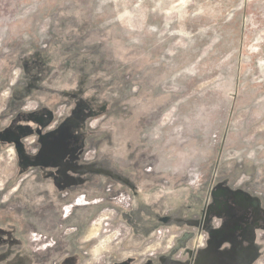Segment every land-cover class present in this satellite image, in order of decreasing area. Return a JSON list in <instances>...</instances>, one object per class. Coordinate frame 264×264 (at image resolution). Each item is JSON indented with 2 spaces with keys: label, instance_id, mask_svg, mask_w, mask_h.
Listing matches in <instances>:
<instances>
[{
  "label": "rangeland",
  "instance_id": "1",
  "mask_svg": "<svg viewBox=\"0 0 264 264\" xmlns=\"http://www.w3.org/2000/svg\"><path fill=\"white\" fill-rule=\"evenodd\" d=\"M1 137L0 264H264V0H0Z\"/></svg>",
  "mask_w": 264,
  "mask_h": 264
},
{
  "label": "crops",
  "instance_id": "2",
  "mask_svg": "<svg viewBox=\"0 0 264 264\" xmlns=\"http://www.w3.org/2000/svg\"><path fill=\"white\" fill-rule=\"evenodd\" d=\"M15 100V99H14ZM19 100V99H18ZM20 101V100H19ZM16 101L13 109L11 111H13L14 113H18L19 111H23V112H27L30 115L27 117V121H25V123H20V125H18V131L20 132L21 130H26V131H30L32 130V128L34 129V132L37 130V127H33V125H37V123L39 124V119H41L44 115V113L46 112V109L44 108L45 106L43 105H38L37 107H35V109L33 111H29L25 109V105L20 101ZM22 103V104H21ZM52 112L53 110L50 109ZM18 133V132H17ZM16 133V134H17ZM12 135V137L16 136ZM11 137V136H10ZM8 139L5 138H0V146H3L5 144H7L9 137H7ZM14 140V139H13ZM17 140V139H16ZM23 156L19 157L21 160L24 161V163H26L28 165L27 169H21L20 173H30L34 174L32 176L34 182H46L48 181V179L50 178V180L53 179V193L56 195L57 200L59 201V203L62 205L65 202V199H67L68 197H65V195L72 193V185L69 183V180H71L70 175L69 174H73L72 171H68L67 175H65V173L61 172L60 170L57 169V163H55L54 159H49L46 158L47 156L41 154L39 156H36L34 159H30L28 156H25L24 154H22ZM36 158H38V160L36 161ZM46 160V161H45ZM51 160V161H50ZM50 164V166H49ZM33 169L36 170V172L33 173ZM31 176V175H30ZM65 179L68 180V182H65ZM37 188V187H36ZM42 187L39 188V190L36 189V191L34 192V196L36 195H42ZM22 192V191H21ZM20 192V194H21ZM19 194V195H20ZM33 198V196H26L22 201H17V202H13L10 203L9 207H8V212H6V214H8L5 218L4 221L1 222L0 220V238L2 239H6V240H10L12 238V236L14 234L17 233L18 231V226H20L21 221H20V217L17 216L16 211L18 210H23V209H32L35 208V206H33V204L31 203V199ZM15 214L16 217L18 218H11V215ZM5 222V224L3 225L2 223ZM21 225H26L25 223H22ZM38 232V231H36ZM31 233L29 234V240H30V236ZM28 240V241H29ZM135 239H133V236L128 238L126 240V244L128 246V248L132 249V248H136L138 247L135 243H134ZM29 259H33V255L32 252H30V255H28Z\"/></svg>",
  "mask_w": 264,
  "mask_h": 264
},
{
  "label": "built area",
  "instance_id": "3",
  "mask_svg": "<svg viewBox=\"0 0 264 264\" xmlns=\"http://www.w3.org/2000/svg\"><path fill=\"white\" fill-rule=\"evenodd\" d=\"M56 115H57V116H56L55 119L49 124L48 128H50V129L54 128V126H55L58 122H60L61 118L63 117V113H62V112H58ZM42 134H44V133H42ZM24 142H25V144L28 146V148H29L30 150H32V151H34V152L37 150V147H38V136H37V135H34L33 138L25 137V138H24ZM120 198L124 200L125 197L120 196ZM83 199H85V197H84L83 195H81V196H77L76 198H74L75 201L78 200V203H80L81 200H83ZM74 200H73L71 203L67 204V205H72V203L74 202ZM85 200H86V199H85ZM86 201H87V200H86ZM87 202H88L87 204L89 205V204H90L89 201H87ZM88 205H86L85 202H84V204H83V202H81L79 205H74V206L72 207V209L75 208V207H83V206H88ZM113 213H114V212H113ZM100 219H101L102 221H104V220L106 221V220L109 219V216H108V215H105V216L101 217ZM37 238H38L40 241L42 240V236H38V235H37ZM45 246H46V245H45Z\"/></svg>",
  "mask_w": 264,
  "mask_h": 264
},
{
  "label": "water",
  "instance_id": "4",
  "mask_svg": "<svg viewBox=\"0 0 264 264\" xmlns=\"http://www.w3.org/2000/svg\"><path fill=\"white\" fill-rule=\"evenodd\" d=\"M36 135L38 136V139L41 143L45 144L46 147L44 148V152H46L47 154V151H51L50 149L47 148V144H54V142H56L57 140L55 138H50L51 136H53V132H49V133H45V134H42V131L41 129H37L35 131ZM14 145H15V149L16 151L19 152L20 156H21V151H20V142L16 139H14ZM38 160V158H36V161ZM168 219V217H161L160 220L163 221V222H166ZM170 264H171V261H170Z\"/></svg>",
  "mask_w": 264,
  "mask_h": 264
},
{
  "label": "flooded vegetation",
  "instance_id": "5",
  "mask_svg": "<svg viewBox=\"0 0 264 264\" xmlns=\"http://www.w3.org/2000/svg\"><path fill=\"white\" fill-rule=\"evenodd\" d=\"M39 120H41V119H39ZM15 147V146H14ZM157 219H159V217H157Z\"/></svg>",
  "mask_w": 264,
  "mask_h": 264
}]
</instances>
